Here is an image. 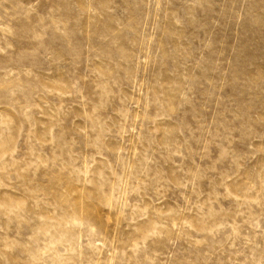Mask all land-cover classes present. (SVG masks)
Masks as SVG:
<instances>
[{
	"label": "rangeland",
	"instance_id": "obj_1",
	"mask_svg": "<svg viewBox=\"0 0 264 264\" xmlns=\"http://www.w3.org/2000/svg\"><path fill=\"white\" fill-rule=\"evenodd\" d=\"M0 264H264V0H0Z\"/></svg>",
	"mask_w": 264,
	"mask_h": 264
}]
</instances>
